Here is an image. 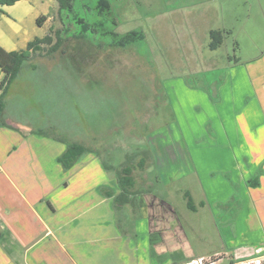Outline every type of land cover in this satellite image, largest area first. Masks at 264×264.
Here are the masks:
<instances>
[{
	"label": "rangeland",
	"instance_id": "obj_1",
	"mask_svg": "<svg viewBox=\"0 0 264 264\" xmlns=\"http://www.w3.org/2000/svg\"><path fill=\"white\" fill-rule=\"evenodd\" d=\"M109 2L110 10L99 14L97 0L73 1L74 13L89 25L82 37L79 35L83 23L74 20V14L63 12L59 16L56 11L45 10V6L43 10L37 7L42 13L49 11L52 31H48L49 24L40 29L32 15L25 17L21 31L24 37L33 39L51 33L53 45L54 31L60 30L62 41L53 53L48 51L49 45L43 46L44 61L43 57L30 60L37 65L36 69L28 67V63L24 65L19 79L24 85L22 93L15 85L6 102V115L18 116L23 121L41 117L46 126L52 121L56 129L51 128V132L64 137L62 141L97 151L108 178L122 166H135L136 189L164 199L175 214H168L169 218L164 214L163 224H168V228L160 235V245L168 254L146 248L148 239L144 233L135 236L134 221L138 217L134 214L139 213H133L130 205L115 209L113 235H104L106 240L101 243L68 246L69 254L73 257L76 253L77 264H134L136 260L145 264L146 252L148 258L154 259L151 264H160L168 256L167 264H264V256L239 262L225 253L203 259L189 257L185 261L170 257L178 246L185 255L212 253L222 246L213 221L219 228L226 214H212L210 228L214 230L208 232L206 214L198 205L204 188L189 173L191 151L208 147L223 151L240 146L234 135L237 130L229 129L232 133L228 140L219 139L215 132H220L222 123L229 128V121H234V126L238 123L235 128L239 126L240 131L244 111L249 116L253 114L254 109L246 100L255 92L244 71L264 52V2ZM66 27L68 31L64 32ZM222 29H229L232 35L225 36L218 49L210 50L209 30ZM132 30L141 32L142 37L125 47L110 46L118 38L113 32L123 35ZM256 66L250 64L257 81L260 75ZM205 98L213 109L192 105L193 101ZM176 142L186 149L189 163ZM168 147L179 157L177 172L170 171L169 165L164 168L165 160L155 154L157 148L162 156L166 157L168 152L173 159ZM140 158L145 159L143 169L136 167ZM219 174L227 181L231 179L225 172ZM216 175L212 174L214 178ZM188 192L199 214L186 206ZM212 207L220 210L215 204ZM163 224H159L161 228Z\"/></svg>",
	"mask_w": 264,
	"mask_h": 264
},
{
	"label": "crops",
	"instance_id": "obj_2",
	"mask_svg": "<svg viewBox=\"0 0 264 264\" xmlns=\"http://www.w3.org/2000/svg\"><path fill=\"white\" fill-rule=\"evenodd\" d=\"M44 6L47 8L45 10L51 9L58 14L56 0H21L12 6L0 7V46L6 51L26 48L34 39L21 34L22 21L28 15H32L35 22L38 17L46 16L39 28L49 24V31L54 26L50 22L52 17L48 16L49 11L42 13L36 9L38 7L43 10ZM217 31L222 33L223 41L225 36L232 35L229 29ZM35 57H43V61L45 59L44 55L36 53L30 60ZM30 60L28 67L36 69L37 65ZM252 63L257 65V75H260L257 81L253 77V72L256 71L250 67ZM252 63L245 67L244 75L249 76L248 83L255 92L246 100L254 109L253 116L244 111L245 121L240 131L239 126L235 128L238 123L235 122L234 126V121H229V128L222 123L219 126L220 132H215L219 139L228 140L232 133L229 129L237 130L234 135L235 139L240 140V146L223 151L214 147L191 151L192 166L189 165V173L194 174L196 182L204 188L203 196L198 198V205L203 209V214H206L205 225H208V232L218 229L217 235L222 246L216 247L212 253L198 255H185L178 246L170 255L172 259H203L225 253L242 262L264 256V52ZM21 76L22 71L8 86L2 114L6 125H0V264H77L78 257L76 253L73 257L69 254L68 246L79 242L101 243L106 240L104 235L114 234L117 212L113 199L121 192L117 182L119 170L108 178L106 167L94 150L84 153L70 169L64 170L58 158L68 143L62 141L64 137L51 132V128L56 129L51 124L52 121L46 126L42 124L41 117H28L27 121H23L18 116H7L6 102L9 94L17 88L21 92L24 86L19 80ZM3 78L4 73L0 70V81ZM193 103L194 107L203 105L213 109L206 98L205 101ZM42 132L50 133V136L41 134ZM177 146L187 159L186 149L180 143ZM168 149L175 156L173 148ZM156 150L155 154L165 160L164 168L169 165V170L177 172L180 169L179 157L169 158L168 152H165L167 156L164 157L160 150ZM187 162L189 163L188 159ZM222 172L228 174L231 181L223 179L219 174ZM213 173H217L215 178ZM234 183L238 186L237 189H234ZM109 194L112 196H108ZM133 194L136 205L135 208L130 206L133 213H139L134 214L138 217L134 221L135 236L145 234L148 239L146 241L145 238L146 248L168 254L161 247L163 242L160 235L168 228V224H163L164 214L168 218V214H175L172 213V205L151 194H142L136 189V182ZM187 194L191 198L193 211L199 214L194 198L189 192ZM234 203L236 206L233 208L231 205ZM214 204L220 207L219 211L214 210ZM222 211L226 215L219 228L213 221L214 229H211L212 214L220 215V212L223 214ZM155 229L160 232L153 233ZM167 258L160 264H167L170 259L169 256ZM146 259L143 262L145 264H151L154 260L152 257L148 258L147 252ZM134 264H138V261Z\"/></svg>",
	"mask_w": 264,
	"mask_h": 264
},
{
	"label": "trees",
	"instance_id": "obj_3",
	"mask_svg": "<svg viewBox=\"0 0 264 264\" xmlns=\"http://www.w3.org/2000/svg\"><path fill=\"white\" fill-rule=\"evenodd\" d=\"M21 0H0V7L3 6H12L16 2ZM58 3V14L59 16L62 15L63 12H68L74 14V20L78 23H83L82 31L80 32V37L88 31L89 25L84 22L83 19L78 18L77 15L74 13V0H56ZM97 12L99 14H103L110 10V2L109 0H97ZM46 16H41L36 19V24L41 26ZM53 29L50 28V31ZM93 30V29H91ZM68 31V27L64 29V32ZM62 31L56 30L54 31V37L56 42L52 45V35L51 33L45 35L42 38H34L30 41L24 50L20 51H6L3 47L0 46V70L4 73V78L2 80L1 92H0V125L5 126L6 123L2 119V114L5 107V97L7 94L8 86L16 79V77L21 72L22 68L32 55L36 53H41L43 46L49 45L48 51L49 52H56L61 44L62 39L59 36V33ZM114 36H118L116 40H113L111 47H125L136 40L142 37V33L136 30H132L127 32L126 34L120 35L115 32L112 33ZM223 43V36L220 31L212 30L209 32V44L208 47L210 50L218 49ZM45 135H49L50 133H41ZM92 150L85 147L83 144L80 143H70L67 144L65 151L63 154L58 158V162L62 165L64 170L70 169L76 161L86 152H91ZM145 164V159L140 158L138 164L136 165L137 168L143 169ZM135 166L125 165L120 168L118 171L117 182L121 189L120 194L114 197L113 203L115 209L122 208L124 205H131L135 208L136 199L134 198V194L132 195V190L135 186V179L133 176V171ZM108 196H112L109 194ZM186 197V204L187 207L193 210L192 201L188 194L185 195ZM230 264H234L230 262Z\"/></svg>",
	"mask_w": 264,
	"mask_h": 264
},
{
	"label": "built area",
	"instance_id": "obj_4",
	"mask_svg": "<svg viewBox=\"0 0 264 264\" xmlns=\"http://www.w3.org/2000/svg\"><path fill=\"white\" fill-rule=\"evenodd\" d=\"M2 81H0V92H1V86H2V83H1Z\"/></svg>",
	"mask_w": 264,
	"mask_h": 264
}]
</instances>
